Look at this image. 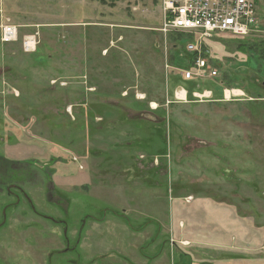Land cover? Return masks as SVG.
<instances>
[{"label":"rangeland","instance_id":"obj_1","mask_svg":"<svg viewBox=\"0 0 264 264\" xmlns=\"http://www.w3.org/2000/svg\"><path fill=\"white\" fill-rule=\"evenodd\" d=\"M254 1L192 52L161 0H0V264H264Z\"/></svg>","mask_w":264,"mask_h":264},{"label":"built area","instance_id":"obj_2","mask_svg":"<svg viewBox=\"0 0 264 264\" xmlns=\"http://www.w3.org/2000/svg\"><path fill=\"white\" fill-rule=\"evenodd\" d=\"M163 9L162 31L167 33L184 32L192 35L203 34L207 37L216 33H231L237 36H247L256 31L258 25V10L254 0H161ZM17 27L2 28L3 42L14 41L17 38ZM33 37L29 42L27 39ZM24 40V49L33 51L36 46V36L30 35ZM188 48L197 51L194 43L189 42ZM199 73L206 71L208 64L205 59L195 61ZM217 74V71H212ZM191 73L188 72V76Z\"/></svg>","mask_w":264,"mask_h":264},{"label":"trees","instance_id":"obj_3","mask_svg":"<svg viewBox=\"0 0 264 264\" xmlns=\"http://www.w3.org/2000/svg\"><path fill=\"white\" fill-rule=\"evenodd\" d=\"M172 34H174V35H177V36H179V35H183L184 37H185V39H184V42L186 41V43H187V41L189 42V40L188 39H191V35L192 34H190V33H184V32H173ZM193 36V35H192ZM190 41H192V40H190ZM196 52V51H195ZM195 54V53H194ZM198 58V57H197ZM194 63V62H193ZM152 114V113H151ZM154 115V114H153ZM109 212H116V211H113L112 209L111 210H109ZM118 215H120V214H118ZM123 215V214H122ZM122 215H120V216H122ZM126 219H127V222H128V218L127 217H125ZM102 219H104V217L102 216L101 217V220ZM154 221H152V220H149L148 221V225L149 224H151V223H153ZM142 226V225H141ZM142 228V227H141ZM142 229H144V228H142ZM142 229H138V230H142Z\"/></svg>","mask_w":264,"mask_h":264},{"label":"water","instance_id":"obj_4","mask_svg":"<svg viewBox=\"0 0 264 264\" xmlns=\"http://www.w3.org/2000/svg\"><path fill=\"white\" fill-rule=\"evenodd\" d=\"M154 117L155 116L153 114H148V116H147L148 119H153ZM155 120H156V118H155Z\"/></svg>","mask_w":264,"mask_h":264},{"label":"crops","instance_id":"obj_5","mask_svg":"<svg viewBox=\"0 0 264 264\" xmlns=\"http://www.w3.org/2000/svg\"><path fill=\"white\" fill-rule=\"evenodd\" d=\"M237 91V90H236ZM238 92V91H237ZM180 95V94H179ZM184 95H185V91H184ZM183 95V96H184ZM232 262H234V261H232ZM222 263V262H221ZM217 264H219V263H217ZM223 264H225V263H223ZM227 264H239V263H227Z\"/></svg>","mask_w":264,"mask_h":264},{"label":"bare ground","instance_id":"obj_6","mask_svg":"<svg viewBox=\"0 0 264 264\" xmlns=\"http://www.w3.org/2000/svg\"><path fill=\"white\" fill-rule=\"evenodd\" d=\"M1 32H2V29H1ZM184 91L185 90L179 91V94L183 96L184 95Z\"/></svg>","mask_w":264,"mask_h":264},{"label":"flooded vegetation","instance_id":"obj_7","mask_svg":"<svg viewBox=\"0 0 264 264\" xmlns=\"http://www.w3.org/2000/svg\"><path fill=\"white\" fill-rule=\"evenodd\" d=\"M111 213V212H110Z\"/></svg>","mask_w":264,"mask_h":264}]
</instances>
